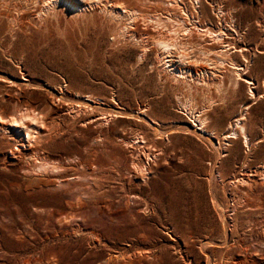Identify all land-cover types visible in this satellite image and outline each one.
Listing matches in <instances>:
<instances>
[{
	"label": "rangeland",
	"instance_id": "1",
	"mask_svg": "<svg viewBox=\"0 0 264 264\" xmlns=\"http://www.w3.org/2000/svg\"><path fill=\"white\" fill-rule=\"evenodd\" d=\"M167 1L114 0L145 12L131 21L106 0L75 13L0 0V112L47 118L40 143L0 133V264H264V0ZM154 11L170 23L144 22ZM60 88L75 98L59 105ZM237 118L248 148L225 138Z\"/></svg>",
	"mask_w": 264,
	"mask_h": 264
},
{
	"label": "bare ground",
	"instance_id": "2",
	"mask_svg": "<svg viewBox=\"0 0 264 264\" xmlns=\"http://www.w3.org/2000/svg\"><path fill=\"white\" fill-rule=\"evenodd\" d=\"M41 1V0H40ZM49 2H48V6H50L51 7V9L53 10V9H55V8H58V7H62V8H64L66 11H70V12H80V11H83L85 8H89V7H92L93 6V4L94 5H97V4H99V3H101V1L100 0H48ZM108 3L110 2L111 3V5H109V7H110V10H109V13L115 18V19H121V18H123L124 20H127V18L129 19V20H131V21H138V20H141L140 18H141V16L143 17V18H145V15L143 16L142 14L143 13H145V12H141L140 10H138V9H133V8H131V9H129V8H125V7H123L122 5H124L123 3H122V5L120 4H118L117 5V3H115V2H113L114 0H106ZM116 1V0H115ZM164 2H165V0H163ZM169 1V0H168ZM167 1V2H168ZM175 1V0H174ZM183 1V0H182ZM29 2V1H28ZM45 2V1H44ZM46 2H47V0H46ZM152 2V1H151ZM156 2H157V0H156ZM171 2V1H170ZM26 3V2H25ZM33 3V2H32ZM31 3V4H32ZM39 3H41V2H39ZM38 3V4H39ZM153 3V2H152ZM178 3V2H177ZM36 4V3H35ZM175 4V3H174ZM46 4H44V6H45ZM170 4H168V6H169ZM177 5V4H176ZM100 6V5H99ZM98 6V7H99ZM106 6V5H105ZM167 6V7H168ZM173 6H175V5H173ZM179 6V5H178ZM46 8H47V6H45ZM94 7V6H93ZM92 7V8H93ZM96 7V6H95ZM94 7V8H95ZM177 7V6H176ZM40 8V7H39ZM49 8V7H48ZM172 8V7H171ZM37 9H38V7H37ZM50 9V8H49ZM177 9V8H176ZM175 9V10H176ZM43 10V9H42ZM45 10V9H44ZM43 10V11H44ZM93 10V9H92ZM103 10V9H102ZM105 10H107L106 8H105ZM171 10V9H170ZM173 10V9H172ZM175 10H174V12H175ZM42 11V12H43ZM49 11H51V10H49ZM143 11V10H142ZM179 11H180V9H179ZM187 11V10H186ZM48 12V11H47ZM107 12V11H106ZM152 12V11H151ZM166 12V11H165ZM165 12H163V11H161V12H157V11H154V14H155V16L154 17H151V18H148L147 17V19H143L144 20V22H147L148 23V21H149V24L150 23H155L156 25L158 24V25H161V22H163V21H165V19H167L168 20V18H170V17H165L164 15L166 14ZM170 12V11H169ZM181 12H182V7H181ZM188 12V11H187ZM50 13V12H49ZM178 13V12H177ZM189 13V12H188ZM188 13H187V15H188ZM153 14V15H154ZM168 14V13H167ZM175 14V13H174ZM174 14H172V15H174ZM147 15V14H146ZM152 15V16H153ZM164 17H163V16ZM170 15H171V12H170ZM169 15V16H170ZM185 15V14H184ZM190 15H192V14H190ZM151 16V14L149 15V17ZM175 16V15H174ZM108 17H110V16H108ZM124 17H127L126 19L124 18ZM178 17V16H177ZM190 17V16H189ZM187 18V17H186ZM185 18V19H186ZM183 19V18H182ZM184 19V20H185ZM166 20V21H167ZM176 20H177V18H176ZM181 20V19H180ZM121 21V20H120ZM122 22V21H121ZM168 22H169V20H168ZM168 22H165V25H166V23H168ZM176 22V21H175ZM177 22H179V20L177 21ZM185 22L186 21H184L182 24L184 25L185 24ZM170 23V22H169ZM129 24V23H128ZM128 24H125V25H128ZM187 24V23H186ZM120 25V24H119ZM130 25V24H129ZM136 25V24H135ZM138 25V24H137ZM146 25V24H145ZM151 25V24H150ZM164 25V24H163ZM162 25V26H163ZM188 25V24H187ZM194 25V24H193ZM196 25V24H195ZM122 26H123V24H122ZM199 26V25H198ZM119 27H121V26H119ZM128 27V26H127ZM148 27H149V25H148ZM154 27H155V25H154ZM167 27V26H166ZM179 27H181V26H179ZM185 27V26H184ZM183 27V28H184ZM187 27V26H186ZM124 28V27H123ZM133 28V27H132ZM156 28H157V26H156ZM158 28H160V27H158ZM163 28V27H162ZM209 28V27H208ZM189 29V28H188ZM187 29V30H188ZM127 30L129 31V29L127 28ZM186 30V29H185ZM120 31V30H119ZM130 31H131V29H130ZM178 31V30H177ZM177 31H176V33H177ZM190 31V30H189ZM188 31V32H189ZM201 31V30H200ZM210 30H208V32H209ZM160 32V31H159ZM163 32V31H162ZM192 32V31H191ZM207 32V33H208ZM212 32H213V30H212ZM120 35H122V37H124L123 35L124 34H126V29H122L120 32ZM206 33V32H205ZM215 33V32H214ZM170 34V33H169ZM172 34V33H171ZM189 34V33H188ZM203 34H204V32H203ZM210 34V33H209ZM222 33H217L216 34V37L219 39L222 35H221ZM224 34V33H223ZM167 35V34H166ZM191 35H192V33H191ZM227 35V34H226ZM128 36H129V34H128ZM184 36H186L185 34H184ZM203 36V35H202ZM205 36H207V34L205 35ZM118 37V36H117ZM121 37V36H120ZM160 37V36H159ZM163 37V36H162ZM161 37V38H162ZM166 37H168V36H166ZM170 37V36H169ZM171 37H172V35H171ZM176 37H178V36H176ZM191 37V36H190ZM223 37V36H222ZM226 37V36H225ZM158 38V37H157ZM165 38V37H164ZM181 38H182V36H181ZM203 38V37H202ZM224 38V37H223ZM179 39H180V37H179ZM214 40V39H213ZM182 42H183V39L181 40ZM205 41H206V39H205ZM180 42V41H179ZM178 42V39L177 38H175V39H173V38H165V39H157V40H155V44L157 45V47H158V50L160 51V52H162V53H171V52H173V50L175 49V50H177L176 48H177V46L180 44ZM181 42V43H182ZM184 43V42H183ZM214 43H215V41H214ZM224 43V42H223ZM228 43V42H227ZM220 44H221V42H220ZM183 45V44H182ZM188 45V44H187ZM224 45H225V43H224ZM184 46V45H183ZM182 46V47H183ZM230 46H232V45H230ZM225 48H226V46H224ZM180 48V47H179ZM216 48V47H215ZM235 48V47H234ZM206 49V48H205ZM210 49V48H209ZM180 50H182V48H180ZM212 50V49H211ZM210 50V51H211ZM214 50V49H213ZM212 50V53L215 51H213ZM220 50H221V48H220ZM178 51V50H177ZM203 51H205L204 49L202 50V52ZM209 51V50H208ZM207 51V52H208ZM224 52H226V49L225 50H223ZM223 51H222V53H223ZM181 52V51H180ZM201 52V53H202ZM174 53V55H175V52H173ZM181 53H184V52H181ZM209 53V52H208ZM220 53V52H219ZM222 53H220L221 55H222ZM178 55H179V53H177ZM177 54L175 55V56H177ZM224 54V53H223ZM159 55V54H158ZM168 55H170V54H168ZM181 55V54H180ZM179 55V56H180ZM184 55V54H183ZM185 55H187V54H185ZM207 55V54H206ZM216 55H218V54H216ZM167 56V55H166ZM165 56V57H166ZM173 56V55H172ZM179 56H178V58H179ZM220 56V55H219ZM225 56V55H224ZM160 57V56H159ZM162 57V56H161ZM174 57V56H173ZM184 57V56H183ZM188 57V56H187ZM218 57V56H217ZM166 58H168V57H166ZM175 58V57H174ZM219 58V57H218ZM220 58H221V56H220ZM224 58V57H223ZM172 59V58H171ZM184 59V58H183ZM188 59V58H187ZM190 59H191V57H190ZM189 59V60H190ZM193 59V58H192ZM205 59V58H204ZM211 59V58H210ZM185 60V59H184ZM218 60H220L221 61V59H218ZM162 61V60H161ZM170 61V60H169ZM180 61V60H179ZM195 61V60H194ZM199 61V60H198ZM203 61V60H202ZM205 61H206V59H205ZM166 62H167V60H166ZM172 62V61H171ZM181 62H183V61H181ZM188 62V61H187ZM210 62V61H209ZM219 62V61H218ZM168 63V62H167ZM185 63V62H184ZM184 63H182V64H184ZM208 63V62H207ZM211 63V62H210ZM181 64V63H180ZM190 64V63H189ZM220 64V63H219ZM223 64V63H222ZM225 64V63H224ZM186 65V64H185ZM221 65V64H220ZM239 65V64H238ZM170 66H172V65H170ZM190 66V65H189ZM235 66V65H234ZM167 67V66H166ZM234 69H236L237 71H242L243 70V68L241 67V66H237V64H236V67H234ZM171 70V69H170ZM185 70V69H184ZM247 70V69H246ZM244 71H245V69H244ZM189 72H190V70H189ZM191 73V72H190ZM242 73H243V71H242ZM246 73V72H245ZM183 75V74H182ZM187 75V74H186ZM181 76V75H180ZM241 76H242V74H241ZM182 77V76H181ZM249 81V80H248ZM246 82V83H250V84H252L251 83V81L250 82ZM32 85H34V84H32ZM254 85V84H253ZM29 86H31V85H29ZM61 89V88H60ZM253 90V89H252ZM50 91V90H49ZM52 92V91H51ZM250 93L251 94H253V92L252 91H250ZM91 95V94H90ZM90 95L88 96V95H85V96H87V97H81L80 95H77L76 96V98H77V101H76V103H79L78 105H81V106H83V104L84 105H88L89 107H92L93 108V106H97V107H99V108H101L104 112H108V111H110V112H112L113 110H112V108H110V107H108L106 104L104 105H102V104H100V103H98V102H94L92 99H90L91 97L93 98L94 96H91L90 97ZM55 96V102H58L60 99H65V98H68V99H74L75 98V96H74V94H72V93H70V91L69 92H66V91H63L62 89L61 90H58V92L54 95ZM74 96V97H73ZM252 96V95H251ZM255 96V95H254ZM253 96V97H254ZM52 97H53V95H52ZM51 98V97H50ZM255 99V98H254ZM66 100V99H65ZM69 101V100H68ZM87 101V102H86ZM89 101V102H88ZM47 102H48V100H47ZM54 102V101H53ZM66 102V101H65ZM70 102V101H69ZM73 102L75 103V100H73ZM61 103V102H60ZM63 103H64V101H63ZM76 103H75V105H76ZM55 104V103H54ZM58 104H59V102H58ZM65 104V103H64ZM63 104V105H64ZM72 103H70V105H71ZM50 105V104H49ZM60 105V104H59ZM66 105V104H65ZM77 105V106H78ZM188 105V104H187ZM186 106V105H185ZM62 107V106H61ZM71 107V106H70ZM85 107H87V106H85ZM89 107H87V108H89ZM97 107H96V111H97ZM115 107V106H114ZM117 107V106H116ZM80 108V107H79ZM82 108V107H81ZM95 108V107H94ZM188 108H190V107H188ZM29 109V108H28ZM52 109V108H51ZM77 109V108H76ZM101 109H99V110H101ZM247 109V108H246ZM33 109L31 108V111H26L25 110V112L24 113H22V114H17L18 112L16 111L15 113V115H13V117H8L7 115L5 116L4 114H5V111H4V113H2V112H0V133L1 132H4V133H10L13 137V140L16 142V143H18V146L19 147H21V148H24V147H26V146H29L31 143H35L36 141H39L38 139H40V134H41V131H42V129L44 128V124H45V121H47V118H43L42 116H41V114H40V112L38 113L37 111H39V110H37V109H35V110H33ZM37 110V111H36ZM67 110H68V108H67ZM74 110V109H73ZM80 110V109H79ZM91 110V109H90ZM90 110H89V112H90ZM95 110L93 111V113L95 112ZM248 110V109H247ZM19 111V110H18ZM51 111V110H50ZM63 111V110H62ZM75 111V110H74ZM84 111H86V113H87V109H85ZM115 111V110H114ZM113 111V112H114ZM192 111V110H191ZM23 112V111H22ZM43 112V111H42ZM76 112H79V111H76ZM81 112V111H80ZM79 112V114L81 115V113ZM109 112V113H110ZM120 113H121V111H119ZM190 112V111H189ZM196 112V111H195ZM21 113V112H20ZM44 113V112H43ZM65 113V112H64ZM67 113V112H66ZM68 113H69V111H68ZM93 113H92V115H93ZM96 113V112H95ZM95 113H94V115H95ZM98 113V112H97ZM100 113V112H99ZM119 113V114H120ZM124 113V111L122 112V114ZM126 113V112H125ZM141 113V112H140ZM192 113V112H191ZM6 114H7V112H6ZM47 114H49V112H47ZM77 114V113H76ZM78 114V116H80ZM102 114V113H101ZM112 114V113H111ZM121 114V115H122ZM128 114V113H127ZM143 114H145L146 115V113H143ZM194 115H195V113H193ZM12 115V114H11ZM71 115V114H70ZM84 115H86L85 113H84ZM97 115V114H96ZM104 115H106V114H104ZM116 115V114H115ZM140 115V114H139ZM138 115V116H139ZM43 116H44V114H43ZM49 116V115H48ZM83 116V115H82ZM81 116V117H82ZM102 116V115H101ZM109 116V115H108ZM114 116V115H113ZM119 116V115H118ZM137 116V115H136ZM196 116V115H195ZM243 116V115H242ZM44 117H46V115L44 116ZM74 118V117H73ZM78 117H76V119H77ZM80 118V117H79ZM84 118V117H83ZM137 118V117H136ZM82 119V118H81ZM108 119V118H107ZM196 119V118H195ZM244 119V118H243ZM86 120H93L94 121V123L96 122H100L101 123V119H99V117L97 118V116H90V117H88V118H86ZM105 120V119H104ZM143 120V119H142ZM198 121H195L194 122V125L192 126L193 127V131L194 132H197V130H200V134H206V132H205V130H204V124H205V121L204 120H202V119H200L199 117H198V119H197ZM106 121V120H105ZM104 121V122H105ZM147 121V123L149 122L148 120H146ZM53 122V121H52ZM76 122V121H75ZM87 123H88V121H86ZM79 123V122H78ZM103 123V122H102ZM106 123V122H105ZM47 124V123H46ZM51 124V123H50ZM158 124V123H157ZM82 125V124H81ZM80 125V126H81ZM90 125V124H89ZM91 125H92V123H91ZM97 125H99V124H97ZM151 126H152V124H150ZM245 125L246 124H243L242 123V118H237L236 120H235V122L234 123H230L229 124V127H228V129L230 130L229 131V133L226 135V137L225 138H234V139H237V138H240V136L241 135H243L242 137H243V140H244V144H245V146L248 148V147H250L249 146V144L251 143H249V136L247 135V131H246V127H245ZM45 126H47V125H45ZM50 126V125H49ZM49 126H47V127H49ZM101 126V125H100ZM85 127V126H84ZM50 128V127H49ZM52 128V127H51ZM155 128V127H154ZM183 128V127H182ZM187 128V127H186ZM46 129V128H45ZM183 129H185V128H183ZM190 129V128H189ZM188 129V130H189ZM44 130V129H43ZM56 130H57V128H56ZM56 130H54V131H56ZM51 131V130H50ZM190 131V130H189ZM43 132V131H42ZM191 132V131H190ZM209 135H211V134H209ZM41 136H43V135H41ZM3 138V137H2ZM7 138V137H6ZM5 138V139H6ZM11 138V139H12ZM41 141H42V139H40ZM39 143H40V141H39ZM39 143H36V144H39ZM42 143V142H41ZM47 144V143H46ZM49 144V143H48ZM214 144V143H213ZM40 145V144H39ZM42 145V144H41ZM43 145H45L44 143H43ZM42 145V146H43ZM216 145V144H215ZM214 145V146H215ZM34 146V145H33ZM217 146V145H216ZM38 147H40V146H38ZM47 147V146H46ZM3 148V147H2ZM39 150V149H38ZM45 150V149H44ZM21 151V150H20ZM12 152H13V150H12ZM12 152H10V153H12ZM33 150H31V149H28V148H26V149H24V153H22L23 154V156H30V154H33ZM43 152V151H42ZM45 152V151H44ZM143 152V151H142ZM145 152V151H144ZM20 153V152H19ZM39 153V152H38ZM37 155V154H36ZM41 155V154H40ZM150 155H151V153H150ZM16 156V155H15ZM37 156H39V155H37ZM36 156V157H37ZM49 156V155H48ZM11 157H13L14 158V155H12ZM40 157H42V156H40ZM147 157V156H146ZM17 158V157H16ZM23 158V157H22ZM44 158V157H43ZM28 159V158H27ZM44 159H46V158H44ZM23 160V159H22ZM33 160V159H32ZM36 160V159H35ZM30 160H28V162H29ZM43 161V160H42ZM45 161V160H44ZM60 162H62L61 160H59ZM37 163H38V161H36ZM56 162V161H55ZM54 162V163H55ZM31 163V162H30ZM45 163V162H44ZM58 164H60L59 162H58ZM57 164V165H58ZM69 164V163H68ZM27 165V164H26ZM39 168H44V169H46V167L44 166V164L43 163H40L39 165L38 164H36ZM53 165V164H52ZM51 164H50V166H52ZM57 165H55L57 168L59 167V165L57 166ZM61 165V164H60ZM65 165V164H64ZM2 166H3V170H4V168H8V165H7V162L6 161H4V164H2ZM47 166V165H46ZM54 166V165H53ZM52 166V167H53ZM54 166V167H55ZM26 167V166H25ZM35 167V166H34ZM53 167V168H54ZM28 168V167H27ZM61 169H63L62 168V166L60 167ZM60 168H58V170L60 169ZM67 168V167H66ZM49 169V168H48ZM55 169V168H54ZM264 169V168H263ZM24 170V169H23ZM43 170V169H42ZM47 170V169H46ZM56 170V169H55ZM66 170H68V169H66ZM28 171V170H27ZM50 170H48V172H49ZM61 171V170H60ZM62 171H65V170H62ZM36 172H37V169H36ZM42 172V171H41ZM46 172V171H45ZM53 172V171H52ZM51 172V173H52ZM47 173V172H46ZM57 173V172H56ZM58 173H59V171H58ZM66 173H68V172H65V174ZM73 173V172H72ZM37 174V173H36ZM63 174V173H62ZM264 174V173H263ZM40 175V174H39ZM41 175H44V172H43V174H41ZM47 175H49V173L47 174ZM53 175V174H52ZM69 175V174H68ZM38 176V175H37ZM56 176H58L57 174H56ZM61 176V175H60ZM73 176H74V174H73ZM44 177V176H43ZM49 177H50V175H49ZM54 177H55V175H54ZM82 177V176H81ZM40 178H42V177H40ZM69 178V177H68ZM38 179V178H37ZM44 179V178H43ZM60 179V178H59ZM59 179H58V182L60 183V186L62 185V184H64L65 182L64 181H62V179H61V181H59ZM34 180V179H33ZM54 180V179H53ZM56 180V179H55ZM64 180V179H63ZM71 180V179H70ZM73 180V179H72ZM38 184V183H37ZM42 184L43 185H46L47 187L49 186L50 188L51 187H53L54 185H55V182L54 181H52V180H45L44 182H42ZM66 184V183H65ZM30 185V184H29ZM70 185H71V182H70ZM65 186V185H64ZM67 186H69V185H67ZM32 187V186H31ZM57 187V186H56ZM55 187V188H56ZM61 187H63V186H61ZM42 188H43V186H42ZM58 188V187H57ZM56 188V189H57ZM52 189V188H51ZM50 189V190H51ZM58 189H60V187L58 188ZM36 190V189H35ZM44 190V189H43ZM55 190V189H54ZM41 191V190H40ZM56 191V190H55ZM220 204V203H219ZM220 206H222V205H220ZM221 208V207H220ZM219 208V209H220ZM110 264V263H109Z\"/></svg>",
	"mask_w": 264,
	"mask_h": 264
},
{
	"label": "crops",
	"instance_id": "3",
	"mask_svg": "<svg viewBox=\"0 0 264 264\" xmlns=\"http://www.w3.org/2000/svg\"><path fill=\"white\" fill-rule=\"evenodd\" d=\"M228 132V130L226 131V133Z\"/></svg>",
	"mask_w": 264,
	"mask_h": 264
}]
</instances>
